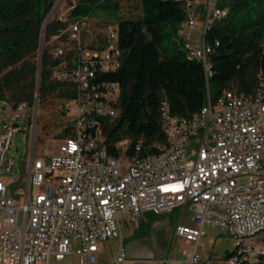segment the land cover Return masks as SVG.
<instances>
[{
    "label": "built area",
    "instance_id": "1",
    "mask_svg": "<svg viewBox=\"0 0 264 264\" xmlns=\"http://www.w3.org/2000/svg\"><path fill=\"white\" fill-rule=\"evenodd\" d=\"M219 1L184 0L177 30L187 58L202 64L206 80L219 42H207L205 34L226 12ZM48 48L50 81L71 92L66 101L74 104V117L57 150L39 154L28 103L0 97V264H146L127 256L123 222L174 208L194 223L174 227L175 236L194 243L184 264L199 261L205 227L233 239L228 264H264V76L258 74L250 91L225 87L213 99L207 88L192 116L172 113L162 99L165 144L142 152L138 140L128 154L124 138L114 143L115 155L106 148L103 126L119 111L121 86L110 77L123 58L118 25L80 15L50 36ZM18 120L32 122L21 186L11 176L8 153L23 129ZM110 238L118 239L116 253L101 262L99 243Z\"/></svg>",
    "mask_w": 264,
    "mask_h": 264
},
{
    "label": "trees",
    "instance_id": "2",
    "mask_svg": "<svg viewBox=\"0 0 264 264\" xmlns=\"http://www.w3.org/2000/svg\"><path fill=\"white\" fill-rule=\"evenodd\" d=\"M183 1L140 0V16L118 22L123 58L120 68L110 77L121 86L119 111L103 126L106 148L112 154L118 155L114 143L124 138L129 140L128 154H133L138 140L142 152L165 144L159 122L162 99L169 102L172 113L192 116L205 103L207 88L213 99L225 87L250 91L258 74L264 76V0L219 1L225 15L205 34L207 42H219L210 53L212 74L208 80L202 64L187 58L177 33L185 17ZM53 3L54 0H0V97L33 106L40 35ZM98 8L119 11L120 1L76 0L66 20L48 21L45 39L59 33L72 18ZM52 61L48 46H44L39 100L56 92L66 101L71 92L50 81ZM4 89L10 90L9 96ZM70 126L62 127L57 136H65Z\"/></svg>",
    "mask_w": 264,
    "mask_h": 264
},
{
    "label": "rangeland",
    "instance_id": "3",
    "mask_svg": "<svg viewBox=\"0 0 264 264\" xmlns=\"http://www.w3.org/2000/svg\"><path fill=\"white\" fill-rule=\"evenodd\" d=\"M75 1L76 0H58L51 11L49 20L53 18L66 20L72 8V4H74ZM119 1V11H108L100 8L95 9L88 14L90 21H106L117 26L122 18L140 16V0ZM197 26H201L199 19L197 20ZM194 35L198 36L199 33L194 32ZM49 43L50 37L45 39V36H43V48L44 46L49 47ZM3 93L9 96L10 90L4 89ZM28 110L27 114L31 116V119H35L36 152L40 154L44 149H48L51 152L56 151L58 143L60 142V137H58L57 134L64 125L73 120L74 104L57 96L56 92H52L47 93L41 101L38 97L35 114L34 104L33 106H29ZM1 115L3 116V112H1ZM18 124L23 129L18 130L14 134L12 146L8 153L14 158V168L11 176L19 177L16 185L21 186L24 184L26 162L30 150L32 122L28 125L23 120H18ZM179 216L180 208H174L164 213L145 211L140 217V219L142 218L141 222H139V219L135 220L134 223L132 222L134 224L133 226L141 229L139 232L140 234L146 233V237L152 239L155 243L156 252L151 259L152 262L149 264H183L182 261L187 258L189 247L194 243L181 236L174 238L173 229ZM186 220L187 218H184L182 222H186ZM154 222L159 224L151 226ZM149 223L151 224L150 226ZM129 232L130 229L128 226L124 225L122 229L123 236L127 235ZM262 244H264V242H262ZM117 246V238H110L99 243L98 258L105 261L110 260L115 255ZM233 247L234 241L230 236L218 228L205 227V234L201 237L197 247V254L200 259L195 264H228L226 254L228 251L232 250ZM158 251L162 254H158ZM166 257L170 260L161 263ZM69 259L70 258H66L62 262L66 263ZM74 264L78 263L75 261Z\"/></svg>",
    "mask_w": 264,
    "mask_h": 264
},
{
    "label": "crops",
    "instance_id": "4",
    "mask_svg": "<svg viewBox=\"0 0 264 264\" xmlns=\"http://www.w3.org/2000/svg\"><path fill=\"white\" fill-rule=\"evenodd\" d=\"M184 218H187V220H186V222H182V220L184 219ZM139 220V222H141V220H142V218L140 219V218H138ZM178 221H180L181 223H184V224H189V225H193L194 223L192 222V220L190 219V216H188V215H186L185 213L182 215V216H179V219H178ZM177 221V222H178ZM134 221H130V220H125L124 222H123V226L124 225H127L128 226V228L130 229V232L127 234V235H125V236H123V240L125 241V244H127L129 241H132V240H134L135 241V244H134V246H133V249H132V251H133V253L134 254H137V255H145V254H151L152 255V257H150V258H143V257H133V258H139V259H143V260H146L147 261V263L146 264H149L150 262H152V258L154 257V254H155V252H156V246H155V243L152 241V239H150V238H148V237H146V233H143V234H140L139 232L141 231V229H139L138 227H136V226H133L134 224ZM145 224V223H144ZM143 224V225H144ZM159 223H157V222H154V223H152V225L149 223V226L151 225V226H156V225H158ZM122 229H123V227H122ZM123 234V233H122ZM173 235H174V238L175 237H177V236H175V234H174V229H173ZM201 239V238H200ZM200 241V240H199ZM191 247V246H190ZM189 247V248H190ZM233 249V248H232ZM228 252H231V250L230 251H228ZM227 252V253H228ZM158 254H162L161 252H159L158 251ZM99 259V258H98ZM188 259V256H187V258L186 259H184L182 262H183V264H184V262L186 261ZM170 259L168 258V257H166V259H164V261H160L161 263H163V262H168ZM99 261H105V260H103V259H99ZM125 264H130L129 262H126Z\"/></svg>",
    "mask_w": 264,
    "mask_h": 264
},
{
    "label": "water",
    "instance_id": "5",
    "mask_svg": "<svg viewBox=\"0 0 264 264\" xmlns=\"http://www.w3.org/2000/svg\"><path fill=\"white\" fill-rule=\"evenodd\" d=\"M58 0H54V3L50 9V11L48 12L44 22H43V26H42V30H41V35H40V41H39V50H38V56H37V77H36V89H35V100H34V114L36 112V107H37V101H38V94H39V82H40V72H41V65H42V54H43V36L45 33V28L47 26V23L49 21L50 18V14L52 9L54 8V6L57 4ZM33 125H35V119L33 118ZM33 132H34V128H33ZM135 244V241H129L127 244H125V250H126V254L128 257H143V258H150L152 257L151 254H145V255H137L134 254L132 249L133 246Z\"/></svg>",
    "mask_w": 264,
    "mask_h": 264
}]
</instances>
